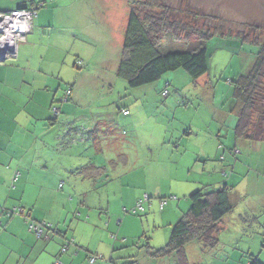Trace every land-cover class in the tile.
Here are the masks:
<instances>
[{"label": "rangeland", "instance_id": "1", "mask_svg": "<svg viewBox=\"0 0 264 264\" xmlns=\"http://www.w3.org/2000/svg\"><path fill=\"white\" fill-rule=\"evenodd\" d=\"M25 1L0 0V11L16 9ZM44 1L47 5L36 15L45 14L40 15L38 26H44L43 18H49L47 24L40 30L35 28L34 36H26L32 47L30 58L36 62L30 64L35 71L31 68L29 75L34 76L37 87L41 81L47 86L41 91L35 89L37 98L46 93L59 101L65 88L74 90L72 102L65 106L71 114L63 111L51 129V137L66 141L72 153L63 156L67 161L65 170L60 169L64 176L49 164L47 168L43 164L25 168L32 177L27 181L20 180L21 174L27 175L25 171L15 170L18 182L14 186L24 184L29 204L26 207L22 201L17 210L23 208V217L32 212L28 220L42 232L40 237L31 233L39 244H35L33 260L28 261L176 264L173 257H151L147 248L160 249L167 244L172 227L190 207L191 193L223 183L231 186L228 179L232 175L236 182L230 200L234 210L220 224L225 228L218 235L223 242L206 250L205 260H200V253L194 249L197 243L187 245V261L247 264L241 255L250 246L255 253L251 255L261 253L259 261L264 264V228L255 223L264 222V212L246 211L262 205L260 199L246 194L264 193V141L237 139V119L230 113L234 106L231 82L249 72L258 51V46L239 37L247 34L264 41V0H163L178 18L221 34L206 43L208 70L196 82L179 69L138 88H129L116 74L125 31L116 15V4L108 15L104 9H92L99 24L87 23L81 17L79 26H72L66 24V12L58 8L54 9V22L50 3L54 5L57 0ZM80 1L100 4L106 0H59L58 4ZM130 1L134 0H125ZM62 26L75 31L63 30ZM51 32L57 35L48 40ZM26 37L17 43L18 48ZM184 46L164 42L165 52L190 47ZM259 100L255 123L264 131V104ZM54 107L59 108V104ZM122 109L129 115H123ZM60 145L56 150H61ZM145 198L143 211L134 212L136 202ZM161 202H165L163 207ZM229 219L226 227L225 220ZM67 243L69 251L61 252ZM44 245L47 255L58 260H34ZM226 251L241 260H225ZM77 252L78 256L74 255ZM91 258L96 261L90 263Z\"/></svg>", "mask_w": 264, "mask_h": 264}, {"label": "trees", "instance_id": "2", "mask_svg": "<svg viewBox=\"0 0 264 264\" xmlns=\"http://www.w3.org/2000/svg\"><path fill=\"white\" fill-rule=\"evenodd\" d=\"M38 8L39 5L36 10ZM173 12L163 0L129 2L116 70L117 76L125 80L129 88L154 83L164 74L179 69L195 82L207 73L206 43L221 33L203 26L197 28L188 19L178 18ZM239 39L258 46V51L249 72L231 82L234 101L232 113L237 119L234 135L237 139L261 142L264 141V131L257 127L255 114L259 108L258 99L264 104V41L248 38L247 34ZM167 40L190 47L186 51L165 52L164 42ZM230 191L231 188L223 184L218 188H201L191 193L188 196L190 207L172 227L167 244L160 249L148 247V254L153 258L173 257L176 264H189L185 252L187 245L197 243L203 252L216 248L219 224L233 210ZM247 259V264H263L256 256L249 255Z\"/></svg>", "mask_w": 264, "mask_h": 264}, {"label": "crops", "instance_id": "3", "mask_svg": "<svg viewBox=\"0 0 264 264\" xmlns=\"http://www.w3.org/2000/svg\"><path fill=\"white\" fill-rule=\"evenodd\" d=\"M50 1V0H49ZM58 1H54V5L50 3V5L53 6V20L56 22V11L54 9H62L64 12H66V24L76 26L81 23L82 18L87 19V23L90 24H99L96 20L97 14H93L92 9L98 8V9H104L106 10V14L109 13L112 14V10L115 8L114 4H116L119 11L116 10V15L120 17L121 22L120 25L123 27H126L128 14H129V4L125 2V0H114V2H108L107 0L105 2H102L100 4L96 3L97 1H85V2H76L75 4L72 3L70 5H63L60 6L58 4ZM51 2V1H50ZM94 2V3H93ZM48 1L44 0H26L24 5H20L18 8H25L28 6H37L39 5L40 8H42L45 5H47ZM125 5V6H124ZM14 5H11V7ZM125 8V9H124ZM76 10L75 12L72 11ZM15 10V9H12ZM10 10V11H12ZM39 10V8H38ZM125 11V12H124ZM0 12H9V11H0ZM109 12V13H108ZM125 13V14H124ZM40 15L45 16L43 12L37 13V17L32 22V30L28 35L34 36L36 34L35 28L39 29L44 28L47 24L49 18L46 20V18H43L42 23L44 26H38V19ZM89 17H93V19H90ZM82 17V18H81ZM40 22V21H39ZM124 27V29H125ZM64 26H62L61 29L64 30ZM62 30V32H63ZM66 31L74 32L75 30L73 28H65ZM111 30V29H110ZM61 32V33H62ZM50 36H48V40L51 39L52 36L57 35L55 32L48 33ZM90 36V35H88ZM91 37V36H90ZM20 43V42H19ZM27 46H24L26 45ZM23 46L17 47L16 54L13 58L4 59L3 61H0V264H30L33 261L32 255L34 254L35 245L36 243L39 244V242H36L33 238V235L31 234L32 231H29L28 220L20 215L15 214L14 212L17 211V206H20L22 201L24 202V205L26 207L29 206L28 200L24 197V184L19 183V186H14L17 180L12 183V178L14 177L15 173H17L15 170H22L21 172H26V176H20V180H30L32 177L28 175V169L25 168H32L34 164H43V168H47V165L49 166L53 165L54 168L58 170H65L67 161L65 162L63 159L64 157H67V152L72 153L71 145L66 146L67 142L64 141L61 143L59 140V137L54 135L51 137V129L55 128L58 119L56 117H61L62 112L68 113L70 110L69 108H65L66 104L69 102H72L71 97L73 96L74 90L71 87L65 88V90L62 93V96L64 95L65 91L67 89H71L70 98L68 101L60 103L59 101H55L53 95H47L41 94L37 98L36 90L41 91L43 88H47V86L44 84V82H38V87L35 85V79L34 76L29 75V73H33V67L30 66L32 63H36L33 60V57L30 58V55L32 53V47L28 46L30 45L28 43V37H26V41L24 43H21ZM31 47V48H30ZM121 52V51H120ZM120 58V57H119ZM41 63L38 65V70L40 71ZM33 70H32V69ZM35 68V67H34ZM37 69V68H36ZM35 71V70H34ZM47 90V89H46ZM47 92V91H46ZM42 93V92H41ZM54 92L53 94H55ZM61 96V97H62ZM60 97V99H61ZM35 101L33 102V100ZM59 103V112L58 115H54L51 111L53 105ZM52 106V107H51ZM233 107V105H232ZM45 111H44V110ZM125 109H122V111ZM233 108L230 109V113H232ZM72 111L69 113L71 114ZM50 113H52V116L55 118H51ZM129 115V113H128ZM126 115V116H128ZM48 118L47 123H43V121H46L44 118ZM236 117V116H235ZM55 120V121H54ZM58 144H63V146H59V149L56 150V147ZM55 148V149H54ZM49 153L54 154L53 156H49ZM72 157L70 155L69 163L72 165ZM27 160V161H26ZM79 158H77V161ZM29 161V165L26 163ZM36 162V163H35ZM57 162H62V164L57 165ZM71 168V166H69ZM101 168V167H97ZM60 170V174L64 176V171L62 172ZM58 174V173H57ZM57 177V176H56ZM18 178V177H17ZM23 178V179H22ZM229 187L231 188L230 191V200H231V194L233 193V188L236 186V182L232 178V175L228 179ZM219 183V182H218ZM260 184V182H257ZM217 184L214 183V185ZM224 184V183H223ZM222 184L220 183L219 186ZM227 185V184H226ZM245 196V195H244ZM246 196H253L256 199H260L259 202H261V207L255 208L252 207L251 209H247L246 211L250 212H257V209L262 210L264 212V193L260 195H248ZM240 200V195H239ZM233 205V204H232ZM258 205V203H257ZM20 210L25 214L23 208H20ZM26 210V209H25ZM109 210V207H108ZM234 210V205H233ZM28 211V210H26ZM10 213H14L9 215ZM32 212H28L27 218H30V214ZM34 214V213H33ZM254 217L253 215H251ZM225 219V218H224ZM223 219V220H224ZM222 220V221H223ZM231 219L225 220L226 227L228 222H230ZM255 223L259 227L264 228V222L260 223L259 221H255ZM221 224V223H220ZM219 224V231L224 230L225 228H222ZM28 227V229H27ZM219 235V232L217 234V237ZM47 239V238H46ZM218 246L220 247L221 241L219 238ZM75 243V241H73ZM47 246V245H46ZM70 244L67 243L66 251H69L68 247ZM41 250L37 251L36 257L34 260H54L51 255H47L48 248L41 247ZM195 251L199 252L201 255L200 260H205L207 257V253L203 252L201 250V246L198 244V246H195ZM225 249H230L229 247H226ZM234 249V247H232ZM247 253L241 255L246 260H248V256L251 255L252 249L250 246L247 248ZM44 251V252H43ZM65 251V252H66ZM235 251V249H234ZM252 252V253H251ZM78 252L74 255L78 256ZM225 260H241L239 257L237 258L235 254L229 253L226 251L224 253ZM255 254V253H254ZM261 254V253H258ZM251 255L256 256L258 259L260 255ZM91 255V254H89ZM242 257V258H243ZM58 259H55L56 261ZM71 262V260L69 261ZM68 262V263H69ZM57 264H61L59 261L56 262ZM65 263V262H64ZM33 264H41V261H36Z\"/></svg>", "mask_w": 264, "mask_h": 264}, {"label": "built area", "instance_id": "4", "mask_svg": "<svg viewBox=\"0 0 264 264\" xmlns=\"http://www.w3.org/2000/svg\"><path fill=\"white\" fill-rule=\"evenodd\" d=\"M36 8L37 6H32L25 9H15L9 12H0V57L3 59L13 58L16 54L17 50V43L22 42L25 40V37L31 32L32 30V22L36 17ZM71 94V89H67L60 99V103L68 101ZM52 113L56 116L58 115L59 109L56 107H52ZM127 110H123V115H128ZM17 180V173H15L14 177L12 178V183ZM146 201L140 200L136 203L134 208V212H142L143 211V203ZM165 202H161L160 206L163 207ZM15 214H20L24 216L23 212L19 209ZM14 213H10L14 214ZM27 220V216L25 217ZM29 222V220H28ZM29 231L34 232L37 237H40L42 232L39 226L32 225L31 223L28 224ZM69 244V243H68ZM66 248H62L61 252H65ZM90 263L95 262V258H91Z\"/></svg>", "mask_w": 264, "mask_h": 264}, {"label": "water", "instance_id": "5", "mask_svg": "<svg viewBox=\"0 0 264 264\" xmlns=\"http://www.w3.org/2000/svg\"><path fill=\"white\" fill-rule=\"evenodd\" d=\"M4 59L2 57H0V61H3Z\"/></svg>", "mask_w": 264, "mask_h": 264}]
</instances>
